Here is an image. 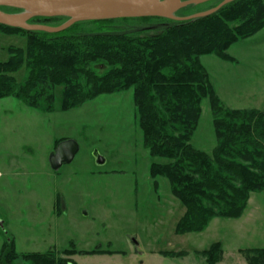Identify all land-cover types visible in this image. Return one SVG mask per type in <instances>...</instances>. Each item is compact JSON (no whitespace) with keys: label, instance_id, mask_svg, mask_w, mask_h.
<instances>
[{"label":"trees","instance_id":"trees-1","mask_svg":"<svg viewBox=\"0 0 264 264\" xmlns=\"http://www.w3.org/2000/svg\"><path fill=\"white\" fill-rule=\"evenodd\" d=\"M218 2L190 5L175 15L205 12ZM0 11L22 12L8 7ZM148 19L167 24L156 32H134L126 22L135 19L89 21L61 33L0 24V33L26 39L24 47L10 45L9 58L0 62V100L13 97L42 113H54L56 92L61 89L60 111L67 112L99 96L133 89L143 147L152 157L166 159L151 165L150 176L165 178L185 208L175 234L202 233L213 219H240L252 194L264 193V112L226 108L201 61L215 55L236 62L228 50L264 29V0H236L192 20H136ZM66 21V17H36L29 23L58 26ZM22 72L25 76L19 80ZM204 100L210 103L217 140L211 153L192 145ZM71 245L62 252L19 254L8 237L0 264H17L19 259L29 264H74L70 258L75 255L115 253L100 248L78 251ZM239 253L246 264H264V248ZM196 254L207 264H218L224 259V247L215 242ZM161 255L174 258L185 253Z\"/></svg>","mask_w":264,"mask_h":264},{"label":"rangeland","instance_id":"rangeland-1","mask_svg":"<svg viewBox=\"0 0 264 264\" xmlns=\"http://www.w3.org/2000/svg\"><path fill=\"white\" fill-rule=\"evenodd\" d=\"M126 24L134 32H156L167 23L135 19ZM25 44L20 35L0 33V62L9 58L10 45ZM228 54L236 62L201 58L222 103L264 112V29ZM24 76L18 74L19 80ZM56 98L54 113L13 97L0 100V251L9 237L19 254L62 252L72 243L78 251H115L75 255L74 264H207L196 252L222 242L224 259L218 264H246L240 249L264 248V193L252 194L240 219L216 218L202 233L175 234L185 208L165 178L150 176L151 165L166 159L143 147L133 89L67 112L60 111L61 89ZM202 109L192 145L211 153L217 140L208 100ZM66 139L75 140L79 152L71 164L54 171L50 155L56 142ZM96 155L106 163L98 165ZM162 252L185 256L167 258ZM17 264L29 263L19 259Z\"/></svg>","mask_w":264,"mask_h":264},{"label":"water","instance_id":"water-1","mask_svg":"<svg viewBox=\"0 0 264 264\" xmlns=\"http://www.w3.org/2000/svg\"><path fill=\"white\" fill-rule=\"evenodd\" d=\"M214 0H0V7L21 10L18 14L0 11V24L26 31L61 33L73 25L89 21L117 19L164 18L174 21L192 20L213 14L236 0H222L217 7L190 15L178 17L175 14L190 5H201ZM36 17H66L68 21L60 26L34 25L29 21ZM79 145L75 140H63L51 153L49 163L54 171L71 164ZM98 165L106 160L96 155Z\"/></svg>","mask_w":264,"mask_h":264}]
</instances>
